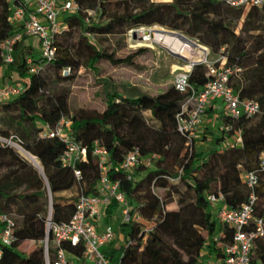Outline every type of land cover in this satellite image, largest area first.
<instances>
[{
    "label": "trees",
    "instance_id": "trees-1",
    "mask_svg": "<svg viewBox=\"0 0 264 264\" xmlns=\"http://www.w3.org/2000/svg\"><path fill=\"white\" fill-rule=\"evenodd\" d=\"M98 1L94 17H87L85 10L94 9L97 0H76L81 10L63 15L67 27L55 38L51 62L46 63L26 37L14 46L11 64L4 66L0 58V70L11 68L22 85L18 96L0 102V137L18 143L40 162L43 171L42 177L11 147L0 143V214L11 217L15 236L11 246H0V264H44L40 242L45 233L48 193L52 220L67 222L80 195L97 194L101 176L99 160L93 154L95 148L107 153L108 182L119 185L132 211L144 221L114 224L129 241L109 246L106 254L113 264H201L206 254L219 257V246L230 243L232 235L227 226L213 220L207 197L221 195L229 209L239 208L248 195L240 175L255 169L259 156L264 154V6L244 9L225 6L219 0L159 4L136 0L140 2L138 10L131 11L130 0ZM109 1L125 10L106 14ZM8 16L9 4L0 0V41L17 29ZM152 25L179 31L207 47L210 54H224L226 67L240 69L230 76L228 85L240 99L254 100L260 107L249 118L222 117V129L230 128L223 130L227 139L239 136L240 144L223 151L200 152L193 147L192 138L188 147L185 137L177 131L176 115L189 93H179L173 85L151 95L137 85L103 78L99 80L102 110L70 108V89L60 82L72 80L80 67L99 73L98 63L104 59V52L90 40ZM75 30L79 36L74 42ZM26 58L31 59L33 72L25 64ZM66 70L69 73L62 76ZM209 80L204 64L194 66L188 77L194 90L202 89ZM145 113L150 114L155 125L149 124ZM62 118L71 123L74 141L86 150L85 161L75 167L80 172L79 180L72 169L60 164L64 143L57 137H40L43 126L54 128ZM133 150H138L141 157L155 155L151 167L131 172L119 169L125 155ZM173 177L179 178L177 186L168 182ZM262 189L264 173L256 188L255 212L260 217H264ZM73 190L75 196L71 199L62 197ZM163 190L164 198L159 194ZM171 190L178 194L177 207L168 209ZM115 208V202L107 208L106 223ZM24 242L36 245L26 257L18 253ZM67 250L81 254L79 249ZM254 251L253 264H264V241L257 240Z\"/></svg>",
    "mask_w": 264,
    "mask_h": 264
},
{
    "label": "built area",
    "instance_id": "built-area-1",
    "mask_svg": "<svg viewBox=\"0 0 264 264\" xmlns=\"http://www.w3.org/2000/svg\"><path fill=\"white\" fill-rule=\"evenodd\" d=\"M6 1L9 4L8 21L17 29L10 37L0 41V58L3 65L7 66L13 62L14 46L24 37L35 38L41 58L46 63L51 62L55 57V38L67 27L63 21V15L78 13L81 10L80 4L76 0ZM219 1L232 8L249 9L264 6V0ZM98 2L97 0L94 9L85 10L87 17L96 15L99 9ZM137 29H129L126 32L128 45H138V42L143 41L142 31L139 34ZM87 36L90 35L87 34ZM204 51L205 56L199 62L207 67L210 80L202 89L194 90L188 83L189 74L194 67L192 62H186L183 67H176L172 81L176 91L182 94L189 93L176 115L177 131L185 137L186 145L191 143L202 116L215 102L221 103L223 117L232 120L240 117L249 118L260 111L256 101L240 99L228 85L230 76L238 73L240 69L226 67L225 59L222 57L216 62H210L206 58V48ZM216 63L218 65H215ZM25 64L30 67V72L34 71L30 58L25 59ZM66 72L69 73L68 70ZM21 91L22 85L19 82L6 83L0 89V98L2 101L11 100ZM71 129V123L62 118L54 128L43 126L40 137H57L64 143V149L59 158L60 164L64 168L72 169L75 178L79 180L80 172L75 167L76 164L85 161L86 150L74 141ZM229 129L228 126L223 128L224 131ZM240 142V137L237 136L235 141L226 147L232 148ZM93 154L99 160L101 176L97 194L80 195L75 203L73 214L67 222L55 223L52 220L51 200L47 190L49 207L44 222V237L40 242L44 264H113L106 254L109 246L114 242L124 245L129 240L115 229L112 222L144 223L143 219L132 211L119 185L108 182L105 174L107 153L100 148H95ZM155 158V155L141 157L138 150H133L125 155L119 169L123 172H131L139 167H148ZM262 173H264V154L259 156L255 169L240 175L241 183L247 189L248 195L246 201L237 209H229L223 203L221 195L207 197L213 217L227 226L232 236L230 243L219 246L221 256L206 254L201 264H253L256 241H264V217L258 216L255 212L258 200L256 188ZM112 202L116 203V208L109 216L110 221L106 223L108 218L106 210ZM147 230L148 228L145 231ZM14 242V223L10 216L0 214V246L9 247ZM67 247L81 250L80 256L68 251Z\"/></svg>",
    "mask_w": 264,
    "mask_h": 264
},
{
    "label": "rangeland",
    "instance_id": "rangeland-1",
    "mask_svg": "<svg viewBox=\"0 0 264 264\" xmlns=\"http://www.w3.org/2000/svg\"><path fill=\"white\" fill-rule=\"evenodd\" d=\"M172 1L173 0H147L148 3L151 2L155 4L170 3ZM139 4L140 2H137L136 0H130L128 9L131 11H137ZM106 10H107L106 14H111L114 13L115 11L122 12L123 10H125V7L122 5L117 7L114 5L112 1H109V3L106 5ZM242 21H243V17L241 18L236 28L235 31L236 33H238L239 31L240 24ZM155 26H157L161 30L174 31L159 25H152L149 27H139L138 29L137 28L136 29L139 31V34L140 31H142V36H144L146 32H148L151 29H154ZM174 32L182 34L179 31H174ZM78 36L79 35L75 30L72 34V39H73L72 41L75 42ZM184 36L190 39V37L186 35ZM27 40L29 41L30 44L33 43L35 44V47L37 46V40L35 38H28ZM90 41L93 44L99 46L100 50L104 52V59L99 61L98 63L99 73H95L93 70H89L84 67H80L77 70V72L74 74L75 76L72 80L60 82L61 86H66L69 87L70 89L69 104L71 109L90 108L98 111L102 110L104 104L100 94L102 85L99 83V80L103 78H107L112 81L128 82L130 84L141 87L151 95H157L162 91H164L168 86L172 85L175 68L183 67L186 62H190V60L187 57H185V55L171 54L169 50L160 47L156 44L149 45L147 43L142 44L141 42H138V45H134V46L128 45L126 42L125 34L124 35L116 34V35L99 36V37L96 36L94 40H90ZM205 48L207 53L206 58L210 62H216L220 57H222V55H224V54H220V56H214L209 53V49L207 47ZM221 51H222L221 53H224L223 51L225 50L222 49ZM61 75L66 76L67 72L63 71ZM17 81L19 80L17 79L16 74L11 68L2 67V69L0 70V84H2V86H4L6 83H10V82L15 83ZM1 88L2 87H0V89ZM4 101L5 102L9 101V99H5L2 101L0 98V102H4ZM212 112H213L212 109H210V111H206V116L209 117L210 114H213ZM216 115L218 121H221L222 116L220 111L218 113L216 112ZM144 116L150 125H155L154 122L150 119L149 113H145ZM209 129L211 128L205 127L201 131L202 134L201 135L199 134L197 138L193 139L194 141L193 147L195 146V144L201 145V149H198V151L200 152H203L204 149H208L210 146L209 143H211V141L219 143V142H223L228 138L227 133H224L222 128H217L216 131H218L219 135L223 136V138L220 139L219 141H216L217 138H215L216 136L214 134V130H209ZM196 131L194 132V134L196 133ZM0 143L5 146L11 147L13 149V147L4 140H2L1 137H0ZM12 143L22 148L18 143L13 141ZM190 146L191 145L189 144L188 147ZM226 148H227L226 146L225 147L223 146V148L217 146L214 147V149L217 151H223V149ZM151 165H149L148 167H151ZM168 182L172 186H177L179 183V178L177 177L168 178ZM163 193H166V190H163L161 193H159L162 198H164ZM74 196H75V190H73L72 192H67L62 194V197H64L67 200L71 199V197ZM177 199H178V194L174 190H171V197L168 198V200L171 203L168 205V209H173L177 207ZM260 199H261V207L264 208V189H262L261 191ZM213 220L216 223L218 222L215 219V217L213 218ZM35 248L36 245L34 243L24 242L21 245L20 249L18 250V253L21 256L26 257L31 252H33Z\"/></svg>",
    "mask_w": 264,
    "mask_h": 264
},
{
    "label": "bare ground",
    "instance_id": "bare-ground-1",
    "mask_svg": "<svg viewBox=\"0 0 264 264\" xmlns=\"http://www.w3.org/2000/svg\"><path fill=\"white\" fill-rule=\"evenodd\" d=\"M162 31L164 30H161L160 28L155 26L154 29H151L148 32H146L147 34L144 35L143 41L140 42L142 44L147 43L149 45L156 44L175 54L185 55V57H187L190 60V62L199 61L201 58L205 56V51H204L205 47L200 46L199 48H193L190 44L186 43L184 40L176 36L166 34ZM7 143L11 145L13 149L16 151V153L26 162L39 169L41 168L40 162L30 153H28L27 151H25L24 149L20 148L18 145L10 141Z\"/></svg>",
    "mask_w": 264,
    "mask_h": 264
},
{
    "label": "crops",
    "instance_id": "crops-1",
    "mask_svg": "<svg viewBox=\"0 0 264 264\" xmlns=\"http://www.w3.org/2000/svg\"><path fill=\"white\" fill-rule=\"evenodd\" d=\"M31 46L35 47V44L32 43ZM202 47H204V46H202ZM0 87H2V84H0ZM210 109H212V111H213L212 113L213 114H210V116L207 117L206 116V112H205V114L201 118L200 124L198 125V127L196 129L197 131L194 134L193 139L197 138L199 134L201 135L202 134L201 131L205 127H210L211 129H209V130H214V134L216 136L215 138L221 137L219 135L218 131H216V129L217 128H222V120L221 121H218L216 112L218 113L220 111L221 116L223 117V114H222V105L219 102H215V103H213V105L210 108L207 109V111H210ZM207 120H209V121H207ZM234 141H235V138L234 137H231V138L226 139L223 142H219V143H216L214 141H211V143H209V145H210L209 148L208 149H204L203 152H207L210 149H214L215 146L223 148V146L225 147L229 143H232ZM204 144H206V143H204ZM194 148L198 151V149H201V145L200 144H198V145L195 144ZM112 224L114 225L116 223L115 222H112Z\"/></svg>",
    "mask_w": 264,
    "mask_h": 264
},
{
    "label": "water",
    "instance_id": "water-1",
    "mask_svg": "<svg viewBox=\"0 0 264 264\" xmlns=\"http://www.w3.org/2000/svg\"><path fill=\"white\" fill-rule=\"evenodd\" d=\"M162 32H164V33H166V34H169V35L176 36V37H178V38L184 40L186 43L190 44L193 48H199V47L201 46V45L195 43L194 41H192V40L186 38L184 35H182V34H180V33H177V32H174V31H165V30L162 31ZM146 34H147V33H146ZM169 52H170L171 54L176 55L175 53H173V52H171V51H169ZM192 63H193L194 66L200 64L199 61H195V62H192ZM23 160H24V159H23ZM24 161H25V160H24ZM27 163H28V162H27ZM28 164H29V163H28ZM30 165H31V164H30ZM31 166L34 167V168L38 171V173L43 177L42 167L39 169V168H37V167H35V166H33V165H31Z\"/></svg>",
    "mask_w": 264,
    "mask_h": 264
}]
</instances>
